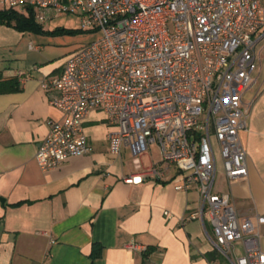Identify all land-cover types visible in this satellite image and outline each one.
<instances>
[{
    "label": "built area",
    "instance_id": "2783aa9c",
    "mask_svg": "<svg viewBox=\"0 0 264 264\" xmlns=\"http://www.w3.org/2000/svg\"><path fill=\"white\" fill-rule=\"evenodd\" d=\"M5 8H30L43 23L63 13L80 17L91 39L68 55L59 74L41 80L56 96L61 117L47 122L34 158L43 170L91 151L83 121L99 110L111 127L108 149L127 147L136 168L151 145L161 169L141 175L163 179L171 165L176 190L195 186L199 202L187 220H207L212 246L227 264H264L258 225L240 218L230 196L214 190L217 161L224 176L247 175L240 132L250 107L243 91L256 69L255 34L264 27V0H0ZM16 71L13 76L20 78ZM141 176L131 175L138 183ZM166 216L170 214L164 212ZM237 245L241 246L238 250ZM135 253L146 247L132 241Z\"/></svg>",
    "mask_w": 264,
    "mask_h": 264
},
{
    "label": "crops",
    "instance_id": "0c3cea01",
    "mask_svg": "<svg viewBox=\"0 0 264 264\" xmlns=\"http://www.w3.org/2000/svg\"><path fill=\"white\" fill-rule=\"evenodd\" d=\"M84 34L88 42L90 33L74 35ZM74 35L0 25V75L20 85L0 93V264H209L203 255L215 249L209 222L185 219L198 207L195 186L176 190L179 174L172 165L163 179L141 175L163 167L158 148L139 156V168L127 147L111 154V127L101 111H89L83 121L88 154L51 170L38 167L34 153L47 122L61 117L52 103L56 93L43 90L41 80L59 74L66 57L83 45ZM254 40L257 66L242 94L250 112L239 135L247 175L227 182L218 159L214 190L230 196L240 218L255 222L264 217V27ZM131 175L142 180L131 183ZM258 230L264 251V222ZM132 241L146 250L129 252L125 245ZM95 247L99 255L91 257Z\"/></svg>",
    "mask_w": 264,
    "mask_h": 264
},
{
    "label": "trees",
    "instance_id": "16d2710c",
    "mask_svg": "<svg viewBox=\"0 0 264 264\" xmlns=\"http://www.w3.org/2000/svg\"><path fill=\"white\" fill-rule=\"evenodd\" d=\"M0 25L12 27L13 29L20 32H41L48 34H81L87 31L81 28H64L56 27L52 30H43L42 25L38 24L34 18V12L30 8H26L24 11H19L11 8L0 9ZM19 83L16 78L2 79L0 75V93L12 92L19 90ZM99 255L98 249L95 247L92 250L91 257ZM205 259L209 264H223L224 260L222 255L216 250L205 252Z\"/></svg>",
    "mask_w": 264,
    "mask_h": 264
},
{
    "label": "rangeland",
    "instance_id": "374dc122",
    "mask_svg": "<svg viewBox=\"0 0 264 264\" xmlns=\"http://www.w3.org/2000/svg\"><path fill=\"white\" fill-rule=\"evenodd\" d=\"M5 8L2 4H0V9ZM43 26L45 28L54 29L56 27H64V28H80L81 27V21L80 17L78 15L74 14H66L63 13L57 17H54L46 22L43 23ZM77 39H74L76 41V44H85L86 43V37L87 34L84 35H74ZM82 36V37H79ZM152 152H157V147L155 145H151L149 147ZM208 242V241H207ZM209 243V242H208Z\"/></svg>",
    "mask_w": 264,
    "mask_h": 264
},
{
    "label": "water",
    "instance_id": "95a60500",
    "mask_svg": "<svg viewBox=\"0 0 264 264\" xmlns=\"http://www.w3.org/2000/svg\"><path fill=\"white\" fill-rule=\"evenodd\" d=\"M1 200V202L3 201V199H0Z\"/></svg>",
    "mask_w": 264,
    "mask_h": 264
}]
</instances>
